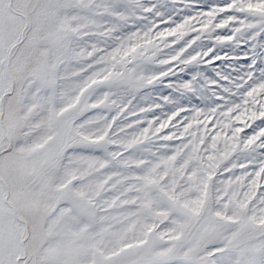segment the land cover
<instances>
[{
    "label": "snow or ice",
    "instance_id": "6c2138e0",
    "mask_svg": "<svg viewBox=\"0 0 264 264\" xmlns=\"http://www.w3.org/2000/svg\"><path fill=\"white\" fill-rule=\"evenodd\" d=\"M0 264H264V0H0Z\"/></svg>",
    "mask_w": 264,
    "mask_h": 264
}]
</instances>
